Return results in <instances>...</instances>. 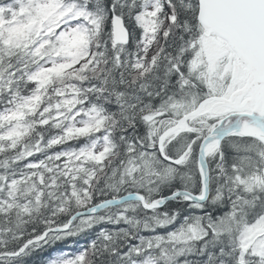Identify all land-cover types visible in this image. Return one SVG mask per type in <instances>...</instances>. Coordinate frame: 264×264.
<instances>
[{"label": "snow or ice", "instance_id": "6c2138e0", "mask_svg": "<svg viewBox=\"0 0 264 264\" xmlns=\"http://www.w3.org/2000/svg\"><path fill=\"white\" fill-rule=\"evenodd\" d=\"M0 264H264V0H0Z\"/></svg>", "mask_w": 264, "mask_h": 264}]
</instances>
